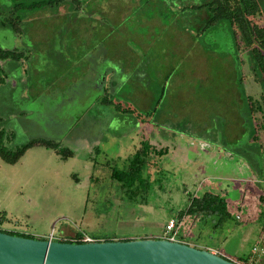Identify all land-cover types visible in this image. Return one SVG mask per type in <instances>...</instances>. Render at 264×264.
Wrapping results in <instances>:
<instances>
[{"label": "rangeland", "instance_id": "rangeland-1", "mask_svg": "<svg viewBox=\"0 0 264 264\" xmlns=\"http://www.w3.org/2000/svg\"><path fill=\"white\" fill-rule=\"evenodd\" d=\"M31 1L42 0L0 4L7 12ZM75 1L28 15L18 10L24 18L15 32L0 30V51L11 54L0 59L1 126L11 134L3 146L15 151L42 139L65 150L36 145L15 164L0 158V230L40 240L52 233L59 242L161 239L188 198L212 191L226 200L230 217L218 228L211 219L187 218L177 241L264 264L252 253L264 228V131L249 153L238 71L254 100L261 87L228 27L198 34L179 7L190 0ZM261 6L258 26L264 0ZM227 78L231 90L216 89ZM141 139L167 153L151 158L147 189L130 197L110 174Z\"/></svg>", "mask_w": 264, "mask_h": 264}, {"label": "trees", "instance_id": "trees-1", "mask_svg": "<svg viewBox=\"0 0 264 264\" xmlns=\"http://www.w3.org/2000/svg\"><path fill=\"white\" fill-rule=\"evenodd\" d=\"M57 1L59 2L60 0L31 1L26 4L15 3L7 8V12H5V7L0 4V16L3 12L6 15L3 20H0V30H11L15 32L17 26L21 23V21H23L24 18L17 15L16 12L18 10L24 9L23 11L27 13L26 15H28L38 10L51 7L52 3ZM191 1L192 0L188 1L186 5L179 6L182 12L184 13V16L186 17L185 19L188 21L187 24H189V26H192L193 28H197L196 31L198 32V34L202 35L207 31L212 30L222 24L226 25L229 29L231 39L233 41V45L235 47V50L237 51V54H245V60L247 62L252 79L261 87V93L259 97L254 100L253 97H251L243 87V79L241 78L242 70L240 69L238 71L236 90L239 91L241 96V103L239 105L238 111L240 114H245L247 120V142H249L250 140L248 151L249 153H256V144L260 140L259 133L261 131H264V26H258L253 22V20L257 15H260L262 13V0H197V2ZM73 2L76 1L73 0ZM78 6V4H75L74 8H77ZM188 17L190 18V23L187 19ZM7 53L10 54V52L8 51H0V59L3 60L4 56H6ZM224 71L226 72V70ZM2 80L3 79L0 76V84L2 83ZM228 80L229 79L227 78V84H216V89L219 90L220 87H227V92L231 90V88L229 87L230 83L228 82ZM207 86H210V84ZM108 89V86L104 88V97L102 98V100L106 98L105 96L107 95ZM1 121L2 118L0 117V158L7 164H15L29 148L36 145L52 149L57 154H65V150L60 149L58 143L42 139L31 140L26 145L16 149L15 151H8L3 146V141L5 139H8L11 134L10 132L6 133L5 129L1 126ZM246 130L244 131V134L246 133ZM166 153V148L158 147L157 145H151L148 139H141L139 141L138 149L130 157L127 158L123 168H112L110 177L111 179L119 182L121 187L128 194V196L132 197L138 192H142L147 189V184L149 182L147 168L150 164L156 165L155 161L151 162V158H160ZM67 154L70 155L71 153ZM242 156L249 163L250 168L255 171V163H252L253 161L250 159L251 156L249 158L248 156H246L245 152H242ZM259 201L264 203V195L259 196ZM229 217L230 214L227 210L226 200L215 192L206 191L199 196H193L188 198V204L186 208L177 212L174 218L172 219L175 220V223L177 225V235V231L180 227V224L187 218L190 219L192 222L206 221L207 219H211L213 223L212 227L218 228L222 227L224 222ZM0 222H2V218L0 219ZM0 232H4L9 235L18 237L35 239L33 237L25 236L14 232H5L1 230ZM126 240L128 239H125L123 241ZM182 240L183 239H180V241ZM64 242L78 244L83 243L81 240ZM241 263L245 264L246 260L242 259Z\"/></svg>", "mask_w": 264, "mask_h": 264}, {"label": "water", "instance_id": "water-1", "mask_svg": "<svg viewBox=\"0 0 264 264\" xmlns=\"http://www.w3.org/2000/svg\"><path fill=\"white\" fill-rule=\"evenodd\" d=\"M0 264H238L166 239L66 243L0 232Z\"/></svg>", "mask_w": 264, "mask_h": 264}, {"label": "built area", "instance_id": "built-area-1", "mask_svg": "<svg viewBox=\"0 0 264 264\" xmlns=\"http://www.w3.org/2000/svg\"><path fill=\"white\" fill-rule=\"evenodd\" d=\"M176 230H177V225L175 223V220L170 219L167 222L165 229H164L165 238H161V239H166V240L173 241V242H179V241H177V238H176ZM263 235H264V228H263L257 242L252 247V253L258 257L264 256V236ZM47 240L55 241V238H54L52 233L47 237ZM81 241L83 243H86V242H92L93 240H91L88 236H84L81 239ZM211 253L216 254V252H214V251ZM247 264H257V262L256 261L255 262L250 261Z\"/></svg>", "mask_w": 264, "mask_h": 264}, {"label": "crops", "instance_id": "crops-1", "mask_svg": "<svg viewBox=\"0 0 264 264\" xmlns=\"http://www.w3.org/2000/svg\"><path fill=\"white\" fill-rule=\"evenodd\" d=\"M8 31H11V30H8ZM11 32H13V31H11ZM85 43V44H84ZM77 42L76 41V46H79V47H85V45H87V46H89L88 44H87V42ZM218 186H215V189H220V187L219 188H217ZM259 236H260V234H259ZM258 236V237H259ZM184 239L181 241V243H185V242H187V241H184ZM185 244H188V243H185ZM188 245H190V244H188ZM191 246H193V247H195V248H198V249H206V250H209L210 252H216V254H218V255H220V256H222L221 254H219V249H214V248H206L207 246H205V247H203V246H198V245H196V244H193V245H191ZM224 257V256H223ZM225 258V257H224ZM227 259V258H226ZM241 259V258H240ZM243 259V258H242ZM244 259L246 260V263L245 264H247V263H249L250 262V260H249V257L248 256H246V257H244ZM234 262H236V261H234ZM236 263H238V264H242L241 262H239V261H237Z\"/></svg>", "mask_w": 264, "mask_h": 264}]
</instances>
